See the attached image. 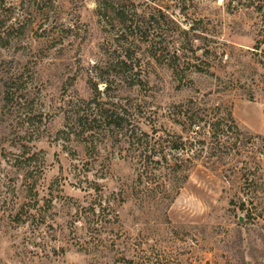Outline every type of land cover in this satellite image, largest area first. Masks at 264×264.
Instances as JSON below:
<instances>
[{
  "label": "rangeland",
  "instance_id": "1",
  "mask_svg": "<svg viewBox=\"0 0 264 264\" xmlns=\"http://www.w3.org/2000/svg\"><path fill=\"white\" fill-rule=\"evenodd\" d=\"M140 1L143 7L158 4L173 11L166 0ZM93 6L94 0H0V29L15 33L0 45V75L15 67L23 72L8 103L0 79V264H121L123 254H140L123 250L134 241L144 243L151 264H170L174 258L180 264H240L232 247L239 234L236 223L243 216L233 212L229 202L253 195L257 199L247 207L264 217V0H185L183 12L179 6L174 9L182 28L193 23L206 37L205 43H196L209 49L207 57L196 62L203 71L187 67L179 82L167 67L153 64L146 88L121 90L115 101L141 105L130 120L149 135L160 129L180 131L170 121L171 104L198 98L230 108L241 131L239 142L235 147L233 141L207 140L188 182L166 211L141 208L132 198L119 206L116 202L119 222L108 226L112 232L105 237L110 238L107 246L85 252L77 242L85 226L74 222L77 209L92 200L93 185L100 187L103 197H112L135 182L134 165L115 138H96L94 163L88 165L90 158L81 144L58 136L69 109L68 95L87 96L83 80L64 93L61 75L68 71L64 65L69 60L82 56L92 61L91 53L97 52L101 40ZM60 27L70 29L71 37L62 38ZM27 151L42 158L37 164L39 205L52 199L51 209L44 213L46 223L39 227L12 220L26 201L29 180L22 169L27 167ZM243 175L254 182L245 183ZM165 221L170 224L155 227ZM75 225L81 228L77 234ZM241 230L245 255L264 254L258 227L250 228L249 241Z\"/></svg>",
  "mask_w": 264,
  "mask_h": 264
},
{
  "label": "trees",
  "instance_id": "2",
  "mask_svg": "<svg viewBox=\"0 0 264 264\" xmlns=\"http://www.w3.org/2000/svg\"><path fill=\"white\" fill-rule=\"evenodd\" d=\"M166 1L172 2V13L168 11L169 6L155 4L154 7H148L145 2L146 6L143 7L144 2L140 0H94L92 18L95 21L96 34L101 40L97 45V52L91 53L92 61H85L81 56L74 62L69 60L64 65L68 71L61 75L63 92L66 93L78 80H83L87 96L68 95L66 105L69 109L66 111L65 124L58 131L59 138L69 141L72 137L82 145L85 155H88L93 163L91 154L96 149V138H115L114 143L128 154L135 172V182L124 191L120 190L116 196L112 194V197H103L100 187L93 185L95 188L92 187V200L87 202L85 208L77 209L74 224L85 226L77 242L80 250L85 252L98 250L104 244L107 246L106 242L110 238L105 237L112 232L108 230L119 222L116 202L119 206L130 202L132 198L134 204L141 208L148 207L150 211V208L163 207L166 211L180 189L188 182L196 162L205 150L203 148L207 140L210 144L233 141L235 147L239 142L241 131L231 115L230 108L222 109L220 106L208 105L198 98L171 104L167 109L170 121L180 131L168 132L160 129L149 135L135 128L130 120V117L135 115V109L141 105L131 104L127 100L121 105L115 101L121 90L146 88V76L153 64L167 67L179 82L184 79L183 73L187 67L193 66L195 72L203 71L196 62H201L207 57L209 49L199 47L196 43H205L206 37L196 31L198 29L195 24L182 28L174 17V9L177 6L179 12L185 10V0ZM44 10L42 9L43 13ZM194 23L197 25L201 21ZM58 32L62 38L71 37L68 28L60 27ZM11 34L15 33L9 31L8 27L3 31L0 29V45L6 42ZM198 52L201 54L197 55ZM0 76L3 100L8 103L15 96L12 92L14 83L20 81L23 72L19 67H15L13 70L10 68L2 72ZM101 85L103 89H100ZM24 156L26 157L23 161L27 167L22 170L24 178L29 180L25 185L26 201L18 206L12 220L17 224L30 221L39 227L46 223L44 213L51 209L52 199L45 200L44 205H39L37 164L42 163V158L38 153L29 151ZM92 162L88 165L93 164ZM249 170L250 168L246 172ZM243 179L245 183L254 182L248 175H243ZM244 196L229 202L233 207L232 211L243 216L239 217L236 223L239 234L232 247L236 253L232 254L240 257V264H264V254L247 256L241 247L244 241L242 228L249 241L250 228L258 227L257 239L264 244V234L261 232L264 229V217L255 207H247V204H253L256 197L252 195L245 199ZM164 216L167 217L166 214ZM169 224V221H165L155 224V227L161 229L163 225ZM78 230L81 228L76 226L74 232L77 234ZM143 244L142 241L126 244L123 250L140 254L130 257L123 254L118 262L151 264L150 258L142 249ZM110 245L113 247V241ZM170 264L180 262L174 258ZM226 264H229V261Z\"/></svg>",
  "mask_w": 264,
  "mask_h": 264
}]
</instances>
